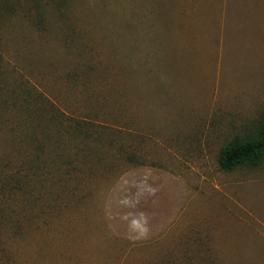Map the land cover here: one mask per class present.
<instances>
[{
    "label": "rangeland",
    "instance_id": "obj_1",
    "mask_svg": "<svg viewBox=\"0 0 264 264\" xmlns=\"http://www.w3.org/2000/svg\"><path fill=\"white\" fill-rule=\"evenodd\" d=\"M264 0H0V264H264Z\"/></svg>",
    "mask_w": 264,
    "mask_h": 264
},
{
    "label": "trees",
    "instance_id": "obj_2",
    "mask_svg": "<svg viewBox=\"0 0 264 264\" xmlns=\"http://www.w3.org/2000/svg\"><path fill=\"white\" fill-rule=\"evenodd\" d=\"M262 163H264V118L254 138H236L222 149L219 157V166L224 171H233L238 167L257 168Z\"/></svg>",
    "mask_w": 264,
    "mask_h": 264
}]
</instances>
